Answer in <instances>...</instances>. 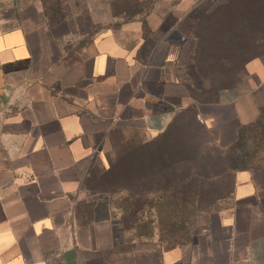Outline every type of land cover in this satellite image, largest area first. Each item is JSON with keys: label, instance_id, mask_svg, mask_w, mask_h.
Segmentation results:
<instances>
[{"label": "crops", "instance_id": "1", "mask_svg": "<svg viewBox=\"0 0 264 264\" xmlns=\"http://www.w3.org/2000/svg\"><path fill=\"white\" fill-rule=\"evenodd\" d=\"M194 1L155 0L135 47L104 36L61 54L51 31L59 22L43 21L40 0H0V264H264V190L247 170L234 171L228 206L196 215L188 239L165 247L118 239V208L98 186L124 131L150 141L194 108L225 148L264 106V21L263 47L234 88L210 99L186 89H203L186 61L197 45L210 51L230 19L256 23L228 0L195 22ZM140 156L122 152L123 184Z\"/></svg>", "mask_w": 264, "mask_h": 264}, {"label": "trees", "instance_id": "2", "mask_svg": "<svg viewBox=\"0 0 264 264\" xmlns=\"http://www.w3.org/2000/svg\"><path fill=\"white\" fill-rule=\"evenodd\" d=\"M40 1L43 10H46L45 0ZM228 1L227 5L242 10L241 15H245L244 11L247 14L249 10L250 19L256 23L252 24L251 29L234 28L230 19L217 28L219 36L215 39L216 44L212 45L214 53L204 57L205 63L202 66L195 63L203 89L200 91L192 89L184 82L186 89L195 96L202 95L210 99L218 89L234 88L245 73L243 66L248 57L245 53H250L253 48L260 50L263 47L264 12L260 11L261 0ZM203 15L204 13L193 16L197 18L194 19L195 22ZM244 36L254 37L244 39ZM213 48L210 46L209 50L212 51ZM216 50L219 55L215 54ZM229 50L235 52L229 53ZM196 115L197 109H187L154 138L153 142L142 146L140 144L129 146L135 148L141 156L137 158L138 171L129 172L127 176L128 184L122 182L126 180L124 172L126 169L121 167L124 157L120 155L115 161L108 162V170L103 174L107 184L98 186L102 188L101 191L114 198L116 207L124 219L125 228L127 220L139 219V214L145 210L148 213L152 210L157 214L169 209L178 218L170 230L174 237L183 238L184 241L188 239L196 215L220 209V201L232 195L235 170L249 171L254 184L264 190V106L260 107L254 121L238 127L235 140L225 148L214 144L216 131L206 129L196 120ZM152 145L156 150L147 154L150 158L145 163L142 156L144 157L150 150L146 148L148 146L151 148ZM165 156L168 161H165ZM179 171L185 174L177 178L172 183L173 186L164 184L162 187L151 188L150 183L155 175L162 176L167 172L177 174ZM163 178L167 176L164 175ZM151 194L160 200L154 202L149 198Z\"/></svg>", "mask_w": 264, "mask_h": 264}, {"label": "rangeland", "instance_id": "3", "mask_svg": "<svg viewBox=\"0 0 264 264\" xmlns=\"http://www.w3.org/2000/svg\"><path fill=\"white\" fill-rule=\"evenodd\" d=\"M154 1L155 0H45L47 9L44 10L43 21L49 26L55 21L59 22L58 27L52 28L51 31L52 34L57 37V39H55L61 54H66L71 50L81 49L89 40L104 36L116 38L122 41L126 47H133L137 44L139 26H141L146 12L150 9ZM217 1L218 0H195L192 6V8L195 7L194 14L197 16L201 15ZM199 31L200 30L195 27L194 33L196 34V32ZM141 34L143 35L144 33L141 31ZM206 50H208L206 44H201V47L197 45L193 54H190L189 57L186 58V61H189L192 63V66L195 67V63H199L198 65L202 66L205 63L204 57L206 55L208 56L210 53L211 55L214 53V48L212 51L204 52ZM234 52L235 51H230L229 53ZM215 54L219 55V52L216 50ZM245 55H249V52L245 53ZM213 71H215V69H213ZM130 136H132V133L128 131L118 134L117 142H114L112 151L107 153L104 160L106 163L115 161L122 152L129 149L130 145L134 144L138 146L140 144L142 146V144L153 142V140L137 142L131 140ZM153 146L154 145H152V147ZM152 147L150 148V146H148L146 149L150 150L146 152L144 157L142 156L145 163L150 158L147 154L155 149V147ZM141 152H143V150ZM164 159L168 161L166 156ZM185 172H187L186 168ZM185 172L179 171L177 173L178 175L170 174L169 172L163 173L162 176L155 175L153 181L150 183L151 188L155 189L159 186L162 187L164 184L171 187L174 185L172 183L180 176H183ZM164 175H166L167 178L164 179ZM155 196L156 195L151 194L149 198L154 202L160 200ZM229 204L230 201L227 199L219 203L221 207H226ZM114 211L117 213V217H114V221L116 223L115 228L117 230L116 234L118 239H123V236H126V238H133V240L138 242L154 239L157 242L160 241L161 245L164 247L183 240V238L174 237L172 230H170L173 228V222L178 218H176V214L169 209L157 214L152 210H150L149 213L145 210L139 214L140 218L137 220L125 219L127 220L126 228L124 227V219L121 217V214L118 213V210Z\"/></svg>", "mask_w": 264, "mask_h": 264}]
</instances>
